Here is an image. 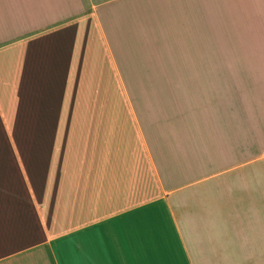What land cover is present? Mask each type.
Instances as JSON below:
<instances>
[{
	"label": "crops",
	"instance_id": "obj_1",
	"mask_svg": "<svg viewBox=\"0 0 264 264\" xmlns=\"http://www.w3.org/2000/svg\"><path fill=\"white\" fill-rule=\"evenodd\" d=\"M185 5L193 62H180ZM74 38L135 40L114 62L177 88L142 113V151L124 157L114 131L67 122L102 117L81 79L42 95ZM26 96L22 118L65 121L32 162H0V264H264V0H0V113Z\"/></svg>",
	"mask_w": 264,
	"mask_h": 264
},
{
	"label": "rangeland",
	"instance_id": "obj_2",
	"mask_svg": "<svg viewBox=\"0 0 264 264\" xmlns=\"http://www.w3.org/2000/svg\"><path fill=\"white\" fill-rule=\"evenodd\" d=\"M193 20L194 6H180V62H193V55H190L194 50ZM160 31H162L161 28L158 37L161 36ZM158 37L154 38L153 41L151 40V43H156L155 47L161 51V37ZM85 44L88 45L87 54L83 48ZM152 44L150 47H153ZM66 47L62 50L64 52L60 54L58 51L57 56L54 55L50 59V72L46 80L48 83L44 82L47 85H43L46 87L42 91V95L48 91V85L56 86L61 79L67 81L81 79L84 84L82 94L89 99L96 100L98 97L99 103L94 105L101 111L102 117L87 120H67V122H82L84 126L105 132L106 137L114 131L115 141L118 142L124 157L130 152L142 151L144 149L142 113L155 110L159 97L162 98L163 103L172 102L173 99L171 98L176 97L177 88L144 86L128 63L125 61L114 62L113 52L118 54L140 49L138 43L135 44V40L74 38L72 47L71 44ZM96 51L99 52L98 57ZM162 59L159 56L152 58L153 61H161ZM62 71L63 74H61ZM189 73L192 74V72ZM59 74L61 75L59 76ZM180 74L183 73L180 72ZM180 81L188 83V85L180 87V103L185 104L186 100H189L193 107L194 87H192V79L182 77ZM25 90L28 92L32 89L25 88ZM26 97L29 100L23 99L22 103L17 106L16 110L20 112L12 113L10 107L9 111L5 108L6 110L3 109V112L0 113V162H32L34 144H43L45 137H47L43 131L48 130L55 123L58 125L65 121L47 118H22V111L30 110L31 112L34 107L32 96ZM40 109L60 110L61 107L54 104L52 108V106L49 107L45 102H42ZM34 128L40 129L43 135H34Z\"/></svg>",
	"mask_w": 264,
	"mask_h": 264
}]
</instances>
